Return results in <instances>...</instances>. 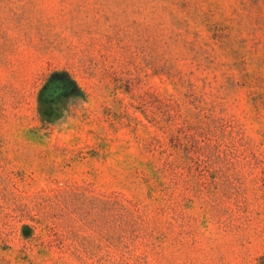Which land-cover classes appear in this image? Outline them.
Masks as SVG:
<instances>
[{
    "label": "rangeland",
    "instance_id": "374dc122",
    "mask_svg": "<svg viewBox=\"0 0 264 264\" xmlns=\"http://www.w3.org/2000/svg\"><path fill=\"white\" fill-rule=\"evenodd\" d=\"M221 3L241 23L231 25L222 48L206 25L180 22L182 0H0V220L14 196L51 195L64 184L146 201L145 185L133 179L145 167L148 141L169 143L157 119L160 96L177 95L163 74L171 70L184 93L195 87L225 118L226 142L249 150L227 153L202 180L197 173L189 198H178L174 214H160L149 264H257L264 256V25L247 0ZM190 27H201L213 45L173 36ZM56 70L69 71L85 97L40 105L38 92ZM11 247L0 251L12 264H31Z\"/></svg>",
    "mask_w": 264,
    "mask_h": 264
},
{
    "label": "trees",
    "instance_id": "16d2710c",
    "mask_svg": "<svg viewBox=\"0 0 264 264\" xmlns=\"http://www.w3.org/2000/svg\"><path fill=\"white\" fill-rule=\"evenodd\" d=\"M247 1L248 8L256 7L259 14L256 24L264 25V0ZM182 2L185 10L180 22L206 25L208 33L216 36L214 46L226 45L231 25H241L236 11L225 15L222 0ZM200 28L190 27L186 34L173 36L192 35L194 43L200 40L211 47L212 38ZM232 50L237 52L235 47ZM163 74L175 84L177 95L159 98L157 125L168 134L169 143L148 141L145 167L138 168L133 179V184L145 185L147 200L137 202L118 191L102 192L78 183L58 185L51 195L32 198L19 194L14 196L12 208L2 207L6 214L0 220V249L8 251L14 244L21 259L31 264H149L146 248L156 249L148 239L156 238L161 229L160 214H174L178 198H189L197 173L202 180L218 168L227 153L249 150L236 140L226 142V129L220 125L225 118L216 115L215 107L195 87L188 95L171 70ZM251 82L249 87L255 93L257 87ZM61 97H85L84 89L67 70L51 72L38 92L43 106ZM189 98L197 104L196 111L189 106ZM102 242L107 243L106 250ZM257 261L264 264V256ZM0 264H12L1 251Z\"/></svg>",
    "mask_w": 264,
    "mask_h": 264
}]
</instances>
